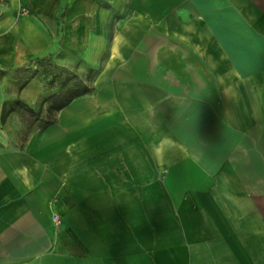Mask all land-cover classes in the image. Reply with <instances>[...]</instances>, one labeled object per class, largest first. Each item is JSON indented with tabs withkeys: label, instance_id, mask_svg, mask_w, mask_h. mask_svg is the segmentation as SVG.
I'll return each mask as SVG.
<instances>
[{
	"label": "crops",
	"instance_id": "0c3cea01",
	"mask_svg": "<svg viewBox=\"0 0 264 264\" xmlns=\"http://www.w3.org/2000/svg\"><path fill=\"white\" fill-rule=\"evenodd\" d=\"M0 264H264V0L5 6Z\"/></svg>",
	"mask_w": 264,
	"mask_h": 264
},
{
	"label": "rangeland",
	"instance_id": "374dc122",
	"mask_svg": "<svg viewBox=\"0 0 264 264\" xmlns=\"http://www.w3.org/2000/svg\"><path fill=\"white\" fill-rule=\"evenodd\" d=\"M13 1L15 0H0V12L5 6L10 5Z\"/></svg>",
	"mask_w": 264,
	"mask_h": 264
},
{
	"label": "trees",
	"instance_id": "16d2710c",
	"mask_svg": "<svg viewBox=\"0 0 264 264\" xmlns=\"http://www.w3.org/2000/svg\"><path fill=\"white\" fill-rule=\"evenodd\" d=\"M61 103H63V102H61Z\"/></svg>",
	"mask_w": 264,
	"mask_h": 264
}]
</instances>
